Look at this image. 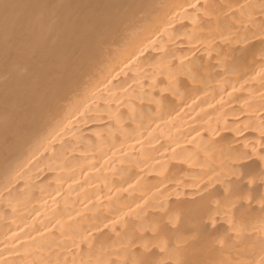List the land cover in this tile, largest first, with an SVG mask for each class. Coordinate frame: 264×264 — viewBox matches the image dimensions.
I'll list each match as a JSON object with an SVG mask.
<instances>
[{"label": "bare ground", "instance_id": "bare-ground-1", "mask_svg": "<svg viewBox=\"0 0 264 264\" xmlns=\"http://www.w3.org/2000/svg\"><path fill=\"white\" fill-rule=\"evenodd\" d=\"M0 264H264V0H0Z\"/></svg>", "mask_w": 264, "mask_h": 264}]
</instances>
